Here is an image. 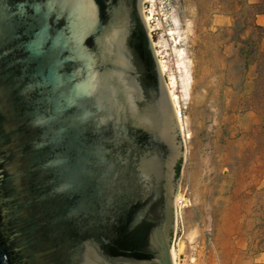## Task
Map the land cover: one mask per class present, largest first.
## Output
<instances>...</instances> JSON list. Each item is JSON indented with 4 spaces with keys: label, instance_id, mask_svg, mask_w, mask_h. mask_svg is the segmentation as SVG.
Segmentation results:
<instances>
[{
    "label": "water",
    "instance_id": "obj_1",
    "mask_svg": "<svg viewBox=\"0 0 264 264\" xmlns=\"http://www.w3.org/2000/svg\"><path fill=\"white\" fill-rule=\"evenodd\" d=\"M167 82L144 0H0V264H174Z\"/></svg>",
    "mask_w": 264,
    "mask_h": 264
},
{
    "label": "rangeland",
    "instance_id": "obj_2",
    "mask_svg": "<svg viewBox=\"0 0 264 264\" xmlns=\"http://www.w3.org/2000/svg\"><path fill=\"white\" fill-rule=\"evenodd\" d=\"M159 3L160 9L167 11V4L162 0ZM216 9L230 11L241 23L252 13L249 7L244 12L243 0H174L168 8L169 21L153 37L156 49L166 60L167 79L174 77V95L181 104L187 135L182 134L185 154L176 197H183L188 185L186 195L191 203L186 200L189 204L176 210L172 246L177 248V264H222L220 243L228 230L221 225V216L228 200L225 182L229 178H225L219 156L228 151L223 140L231 132L224 109L228 98L234 100L236 96L225 91L227 82L216 75L238 73L242 66L239 61L227 60L224 67L225 59L218 49L229 32L225 28L217 32L208 29ZM171 28L173 34L169 33ZM178 47L185 52L183 64L178 63ZM255 101L261 104V95L256 94ZM245 133L254 143L244 150L245 160L232 163L234 180L242 179L245 171L258 170L264 159V119Z\"/></svg>",
    "mask_w": 264,
    "mask_h": 264
},
{
    "label": "crops",
    "instance_id": "obj_3",
    "mask_svg": "<svg viewBox=\"0 0 264 264\" xmlns=\"http://www.w3.org/2000/svg\"><path fill=\"white\" fill-rule=\"evenodd\" d=\"M234 21L230 11L216 9L208 26L212 32L222 28L229 32L218 49L225 59L224 67L227 60L239 61L242 66L238 73L216 75L227 82L225 91L236 96L234 100L228 98L224 109L231 132L223 140L229 146L226 147L228 151L219 156L225 178H229L225 182L228 183V200L221 216V225L227 226L228 230L225 240L220 243V250L222 264H264V159H261L258 170L245 171L240 180L232 178L235 167L232 163L245 160L244 150L254 143V139L245 136V132L259 126L264 119L263 104L255 101L258 57L264 50V33H259L255 26L264 27V12L247 20L238 40L232 38ZM241 47L245 50L252 48L253 51L241 53Z\"/></svg>",
    "mask_w": 264,
    "mask_h": 264
},
{
    "label": "trees",
    "instance_id": "obj_4",
    "mask_svg": "<svg viewBox=\"0 0 264 264\" xmlns=\"http://www.w3.org/2000/svg\"><path fill=\"white\" fill-rule=\"evenodd\" d=\"M243 3L245 5L244 12L246 13V7H249L252 9L251 17L256 16L259 13L264 12V0H255V1H249V0H243ZM235 17V14H233ZM247 24V20L245 22L241 23L238 21H234L233 24V30H234V36L233 39H241V33L244 31L245 26ZM257 31L259 33H264V27L260 25L255 26ZM239 51L242 53L246 51L247 53H251L253 51L252 48H248L245 50V48H240ZM256 92L257 94L261 95L262 97V104L264 108V50L260 52L258 57V65H257V80H256ZM180 169H181V162L177 165V176L180 175Z\"/></svg>",
    "mask_w": 264,
    "mask_h": 264
},
{
    "label": "built area",
    "instance_id": "obj_5",
    "mask_svg": "<svg viewBox=\"0 0 264 264\" xmlns=\"http://www.w3.org/2000/svg\"><path fill=\"white\" fill-rule=\"evenodd\" d=\"M160 0H144V12L149 17V25H150V33L152 37L160 34L164 28V24L169 21L168 19V8L171 2L174 0H162L163 3H166L168 8L167 11L160 9ZM182 112V111H181ZM179 111V115H181ZM188 189V185L185 187L183 197H176V210L180 211L182 207L188 205L186 202L188 200L190 202V197L186 195Z\"/></svg>",
    "mask_w": 264,
    "mask_h": 264
},
{
    "label": "bare ground",
    "instance_id": "obj_6",
    "mask_svg": "<svg viewBox=\"0 0 264 264\" xmlns=\"http://www.w3.org/2000/svg\"><path fill=\"white\" fill-rule=\"evenodd\" d=\"M144 15H145V20L147 22V25L149 27V30H151L150 28V25H149V17L145 14L144 12ZM173 22L175 24H177V20H176V17L173 16ZM170 34H173V29L171 28V31L169 32ZM154 46L156 48L157 46V43L154 42ZM177 52L180 56V59L178 61L179 64H183L181 58L184 56V49L183 48H179L177 49ZM156 53H157V56H158V59H159V64H160V67H161V70L162 72L165 74L166 71H167V65H166V60L163 59L162 55H160L159 51L156 49ZM167 85H168V90H169V94H170V97H171V100H172V103H173V106H174V110L177 114V118H178V121L180 123V129H181V133L184 135V137H186L187 135H185V122H184V116L181 112V104L179 103V101L177 100V98L175 97V93H174V86H175V82H174V77H169L168 79V82H167ZM181 112V115L178 114V112ZM191 203V202H190ZM176 249L175 248V245L172 246V249H171V253H172V259H173V263L174 264H177V253H176ZM180 249V248H179ZM179 252V251H177Z\"/></svg>",
    "mask_w": 264,
    "mask_h": 264
}]
</instances>
